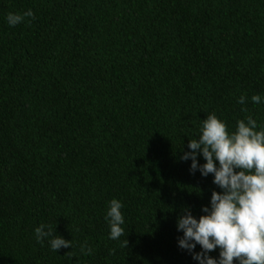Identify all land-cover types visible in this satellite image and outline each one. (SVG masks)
<instances>
[{
    "label": "trees",
    "instance_id": "obj_1",
    "mask_svg": "<svg viewBox=\"0 0 264 264\" xmlns=\"http://www.w3.org/2000/svg\"><path fill=\"white\" fill-rule=\"evenodd\" d=\"M257 94L264 0H0V264H198L177 220L222 190L182 157L209 114L264 124Z\"/></svg>",
    "mask_w": 264,
    "mask_h": 264
},
{
    "label": "clouds",
    "instance_id": "obj_2",
    "mask_svg": "<svg viewBox=\"0 0 264 264\" xmlns=\"http://www.w3.org/2000/svg\"><path fill=\"white\" fill-rule=\"evenodd\" d=\"M27 17L35 18L31 9L23 14L9 13L6 19L15 27ZM251 100L261 104L264 96L257 94ZM237 102L246 104L247 96ZM188 148L182 159L191 160L193 174L213 175V183L222 191H213L210 207L205 206V214L199 218L184 209L185 214L177 220L178 231L183 233L178 246L192 253L198 264H264V124L249 115L238 120L233 131L226 120L212 113ZM201 156L206 161L203 164ZM124 207L120 199L109 202L105 219L111 240L119 241L124 235ZM34 231L37 242L44 245L47 241L53 252L73 248V240L56 235L51 225L42 223ZM198 245L200 252L195 251ZM217 248L219 258L211 255ZM81 252L88 256L93 249L84 244Z\"/></svg>",
    "mask_w": 264,
    "mask_h": 264
}]
</instances>
